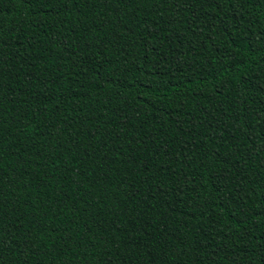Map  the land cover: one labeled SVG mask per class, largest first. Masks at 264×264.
<instances>
[{"label":"trees","instance_id":"1","mask_svg":"<svg viewBox=\"0 0 264 264\" xmlns=\"http://www.w3.org/2000/svg\"><path fill=\"white\" fill-rule=\"evenodd\" d=\"M0 264H264V0H0Z\"/></svg>","mask_w":264,"mask_h":264}]
</instances>
